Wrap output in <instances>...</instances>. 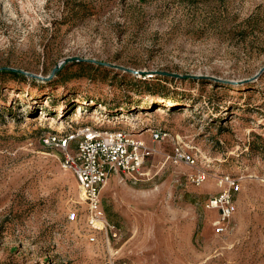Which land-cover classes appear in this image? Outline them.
<instances>
[{
    "label": "rangeland",
    "instance_id": "obj_1",
    "mask_svg": "<svg viewBox=\"0 0 264 264\" xmlns=\"http://www.w3.org/2000/svg\"><path fill=\"white\" fill-rule=\"evenodd\" d=\"M82 126L144 133L155 151L140 176H110L106 233L44 142ZM222 176L241 191L217 235ZM0 264H264V0H0Z\"/></svg>",
    "mask_w": 264,
    "mask_h": 264
},
{
    "label": "built area",
    "instance_id": "obj_2",
    "mask_svg": "<svg viewBox=\"0 0 264 264\" xmlns=\"http://www.w3.org/2000/svg\"><path fill=\"white\" fill-rule=\"evenodd\" d=\"M125 130L110 131L101 127L82 126L72 132L49 134L44 138L48 146H59L65 150V165L73 169L80 186L82 199L87 206L86 225L96 232H108L110 225L105 217L102 191L112 174L135 178L140 176L145 164L155 151L143 140L133 138ZM163 130L152 131L153 142L169 138ZM75 144V152L69 151ZM173 157L177 162L195 165L194 157L181 147H176ZM207 174L199 172L191 177L194 184L200 186ZM221 193L212 197L208 209L218 212L214 222L217 235L224 234L237 213L236 195L241 191L238 179L231 176L219 177ZM80 219L78 212H70L68 220L76 223ZM95 242V238L90 239Z\"/></svg>",
    "mask_w": 264,
    "mask_h": 264
},
{
    "label": "water",
    "instance_id": "obj_3",
    "mask_svg": "<svg viewBox=\"0 0 264 264\" xmlns=\"http://www.w3.org/2000/svg\"><path fill=\"white\" fill-rule=\"evenodd\" d=\"M69 62H88V63H98L103 65V63L92 61V60H84L81 58H70L67 59L64 63H69ZM13 72H17L16 70H12ZM129 72H132L135 75H140V76H163V77H168V78H174V79H181V80H188V79H193V80H199V79H204L205 77H198V76H192V75H180L177 73H171V72H165V71H156V72H145V71H134V70H127Z\"/></svg>",
    "mask_w": 264,
    "mask_h": 264
},
{
    "label": "bare ground",
    "instance_id": "obj_4",
    "mask_svg": "<svg viewBox=\"0 0 264 264\" xmlns=\"http://www.w3.org/2000/svg\"><path fill=\"white\" fill-rule=\"evenodd\" d=\"M165 102V104H166V107H172V106H174L175 105V103H173V101H169V100H167V101H164ZM85 104H87V103H85ZM83 105H80L79 107H78V110H77V112H76V114L77 115H80V114H82L83 113V111H84V108L82 107ZM100 107V109H102L104 112H108L109 110L107 109V107H105V106H103V105H100L99 106ZM158 110L155 112V113H157V114H160V113H164V109H162L161 107H158L157 108ZM147 115H149L148 113H140L138 116H137V118L139 119V118H142V117H144V116H147ZM61 117V115L58 117V119ZM122 118H125V116H123ZM62 118H60V120H61ZM94 127H96V126H94ZM132 134H136V135H131L133 138H137V139H141V138H143L144 137V133L143 134H141V133H132ZM207 182V181H206ZM211 187V186H210Z\"/></svg>",
    "mask_w": 264,
    "mask_h": 264
},
{
    "label": "crops",
    "instance_id": "obj_5",
    "mask_svg": "<svg viewBox=\"0 0 264 264\" xmlns=\"http://www.w3.org/2000/svg\"><path fill=\"white\" fill-rule=\"evenodd\" d=\"M108 182H113V183H115L116 180H115V178H111V179L109 178V180L107 181V184H108ZM107 184H106V185H107ZM106 185H105V186H106ZM105 186H104V188H105Z\"/></svg>",
    "mask_w": 264,
    "mask_h": 264
}]
</instances>
